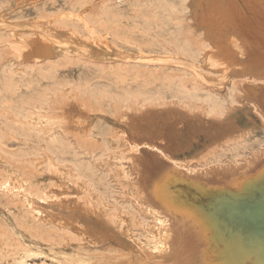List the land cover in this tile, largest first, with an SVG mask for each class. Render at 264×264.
<instances>
[{
  "label": "rangeland",
  "instance_id": "374dc122",
  "mask_svg": "<svg viewBox=\"0 0 264 264\" xmlns=\"http://www.w3.org/2000/svg\"><path fill=\"white\" fill-rule=\"evenodd\" d=\"M179 1H151L157 5L155 18L151 16L155 20L149 21L150 0H127L126 7L114 16L106 14V6L114 0H0V173L17 182L22 179V186L11 180L7 188L0 186V193L7 195L12 206L26 210L10 209L0 194L1 264H14L22 257L27 264H59L96 256L94 252L99 260L103 256L112 264L264 263V150L251 165L243 161L248 156L254 158L252 147H264V117L245 100L246 93H253L256 106L264 108V46L258 44H264V0H188L184 10L159 7ZM227 85L244 87L233 97L231 106L216 105L209 93L224 91ZM260 85L262 95H258ZM194 100L201 101L200 105ZM43 101H47L45 111L36 106ZM38 118L63 127L59 130L69 149L79 152L82 161L92 156L98 160L101 167L93 179L97 191L93 192L85 179L79 180V185L59 180L61 173L48 156L40 164L27 158L33 150L28 132L44 129ZM116 157L120 158L119 166L114 163ZM163 158L167 160L162 162ZM169 162L179 166L178 170L200 164L206 177L218 183L221 179L222 185L219 189L217 182H211L217 186L201 188L181 174L177 176L168 168ZM230 163L236 164L234 169L242 165L244 169H230ZM122 167L127 176L120 173ZM51 178L57 181L49 186ZM164 181L171 185H161L170 191L166 195L181 199L184 204L180 206L189 211L207 206L215 216L224 211L230 226L220 219L197 242L193 231L202 224L212 225L211 215L188 226L190 223L174 222L159 209L165 214L163 219L167 215L168 223L175 226L167 228L166 223L158 235V248L146 247L145 251L118 239L108 222L113 212L99 205L101 198L114 208L130 196L121 191L123 187L141 196L138 183L160 185ZM240 181L246 182V187ZM37 188L46 190L48 199L25 191L34 193ZM65 201L67 207L63 206ZM123 206L133 211V206ZM197 216L201 221L204 214ZM57 226L75 230L67 236L69 245L59 236ZM172 226L177 228L175 233ZM84 230L89 231L85 237L94 234L97 236L90 239L100 238V250L87 241L89 237L77 234ZM213 235L215 241H211ZM238 235L241 246H229ZM172 236L180 239L173 241Z\"/></svg>",
  "mask_w": 264,
  "mask_h": 264
},
{
  "label": "bare ground",
  "instance_id": "6f19581e",
  "mask_svg": "<svg viewBox=\"0 0 264 264\" xmlns=\"http://www.w3.org/2000/svg\"><path fill=\"white\" fill-rule=\"evenodd\" d=\"M127 0H114V2L113 3H111V4H108L107 6H106V14H111L112 16H114V15H117V14H119V13H121V11L120 10H118V9H120V8H124V7H126V4H125V2H126ZM151 1H156V0H150V2ZM134 2V1H133ZM189 1L188 0H180L177 4H171V5H159V7H161V8H168V9H176V10H184V9H186V8H188V5H189V3H188ZM230 3V2H229ZM3 5H4V3H3ZM12 5V4H11ZM155 5H157L156 4V2H155V4H154V2H151V5H150V11H152V13H151V15H150V17L152 16L153 18H155V14H156V12H155V10H154V6ZM226 5H227V3H226ZM258 7V6H257ZM9 9V8H8ZM112 9H115L116 10V12L115 13H112L113 11H112ZM229 9V8H228ZM114 10V11H115ZM6 12V11H5ZM30 12H31V10H30ZM169 12V11H168ZM103 13H105V12H103ZM158 13V12H157ZM31 15V14H30ZM34 15V14H33ZM231 15V14H230ZM134 16V15H133ZM150 18V20L149 21H152V20H155V19H153V18ZM137 18V17H136ZM138 19V18H137ZM233 20V19H232ZM239 20V19H238ZM237 20V21H238ZM242 20H244V19H242ZM241 20V21H242ZM140 21V20H139ZM138 21V22H139ZM237 21H236V23H237ZM103 22V21H102ZM240 22V21H239ZM247 22H248V20H247ZM256 22V21H255ZM243 23V22H242ZM246 22H244V24H245ZM249 24V23H248ZM256 24H257V22H256ZM102 25V24H101ZM141 25H142V22H141ZM239 25V24H238ZM145 27V26H144ZM261 27V26H260ZM147 28V27H146ZM244 28V27H243ZM217 30V29H216ZM241 30V29H240ZM245 31V30H244ZM250 31V30H249ZM246 34V33H245ZM117 37V36H116ZM232 37V36H231ZM247 37V36H246ZM251 37V36H250ZM256 37V36H255ZM255 39V38H254ZM257 39H258V37H257ZM160 40V39H159ZM250 40V39H249ZM260 42V41H259ZM166 43V42H165ZM239 43V42H238ZM241 43V42H240ZM239 43V44H240ZM246 43V42H245ZM243 44V43H242ZM242 44H240V45H242ZM259 45L261 44V45H263L264 46V44H262V42H260V43H258ZM182 46V45H181ZM242 48V47H241ZM54 50V49H53ZM47 50H46V48H44L43 49V52H46ZM259 54V53H258ZM257 54V55H258ZM56 56V55H55ZM255 56V55H254ZM56 57H59V55L58 56H56ZM60 57H61V55H60ZM258 57H259V55H258ZM257 57V59H259V58H262L261 56L258 58ZM255 58V57H254ZM263 60H262V62L264 63V57L262 58ZM260 62V61H259ZM251 63V62H250ZM252 64V63H251ZM255 65V64H254ZM81 66V65H80ZM264 66V65H263ZM256 67V66H255ZM259 67V66H258ZM40 70V69H39ZM18 71H20V70H18ZM5 73V72H4ZM17 73V72H16ZM22 73V72H21ZM25 73V72H24ZM25 75V74H24ZM19 76V75H18ZM70 76V75H69ZM7 78V77H6ZM11 82V81H10ZM233 83V82H232ZM251 83V82H250ZM237 84H239V83H237ZM248 84V83H247ZM235 85H236V83H235ZM253 85V84H252ZM8 86V85H7ZM25 86H26V84H25ZM237 86V85H236ZM243 87H244V85H242ZM255 86H257V85H255ZM255 86H254V89H255ZM261 86V85H260ZM238 87V86H237ZM242 87V88H243ZM21 88V87H20ZM242 88L240 87V85H239V88H235L233 85H227L226 86V89L224 90V91H217V90H212L211 91V93H209V96L214 100V102H215V104L216 105H221V106H231L232 105V103H233V101H232V99H233V97L236 95V94H238L239 92L241 93L242 92ZM258 88H260L259 89V92H261L260 90H261V88H262V86L261 87H258ZM9 89V88H8ZM217 89V88H216ZM262 89H264V87L262 88ZM211 90V89H210ZM257 90L258 89H256V92H257ZM25 91V90H24ZM246 91V90H245ZM251 91V90H250ZM262 93V92H261ZM243 94H244V91H243ZM245 95V94H244ZM260 95V94H259ZM246 99L245 100H248V101H246V103L248 102V103H250V105L251 106H253V107H251L252 109H254L255 111H257L262 117H264V108H262V107H260V109H259V106H256V97H255V95H253V93L251 94V93H246ZM244 96V97H245ZM236 97V96H235ZM169 98H172V97H170L169 96ZM238 98V97H237ZM264 99V98H263ZM14 100V99H13ZM178 100V99H177ZM244 100V101H245ZM238 101V100H237ZM241 101H243V99L241 100ZM210 102V101H209ZM239 102H240V100H239ZM46 103H47V101H43L42 103H40L39 105H36L38 108H41V109H43L44 111L47 109V107H46ZM194 103L195 104H198V105H200V103H201V101H198V100H194ZM247 103V104H248ZM34 104V103H33ZM242 104V103H241ZM211 105V104H210ZM242 105H245V104H242ZM258 105H259V103H258ZM234 106H236V108H238V106L237 105H234ZM262 106V105H261ZM233 107V106H232ZM231 107V108H232ZM258 107V108H257ZM240 108H242V107H240ZM239 109V108H238ZM234 110H235V108H234ZM233 110V111H234ZM253 110V111H254ZM229 111V110H228ZM14 112V111H13ZM239 112H241L240 110H239ZM243 112V111H242ZM227 113V112H226ZM225 113V114H226ZM237 114V113H236ZM110 115V114H109ZM239 115H240V113H239ZM111 116V115H110ZM238 116V115H237ZM236 116V117H237ZM241 116V115H240ZM243 116V115H242ZM31 118H32V116H31ZM30 118V119H31ZM33 119V118H32ZM222 119H223V117H222ZM225 119V118H224ZM223 119V120H224ZM38 120V121H37ZM36 121L40 124V122L41 123H44V129H34V128H31L30 129V132H28V136L30 137V141L32 142V144L31 145H33V150L31 151V152H29V153H27L26 154V156H27V158L33 163V164H40V161H42V159H44L45 158V156H48L52 161H53V164L58 168V170L60 171V173H61V177L59 178V180H61L62 179V181H65V182H67V183H69V184H72V185H74V184H77V185H79L80 184V181L79 180H81V179H85V181L87 182V184H88V186L92 189V191L93 192H95V191H97V188H96V185L97 184H95L93 181V179L95 178V176H97V173H98V171L100 170V167H101V164L98 162V160L94 157V156H92V157H90V158H88V159H86V160H84V161H82L78 156L80 155V153L79 152H74L73 150H71V149H69V145L67 144V139L64 137V135L61 133V128H63V127H61L60 125H56V126H53V125H51V124H48V119H44V120H42V119H40V118H38ZM220 120V119H219ZM21 121H22V119H21ZM29 121V120H28ZM214 121V120H213ZM30 122V121H29ZM215 122H217V120H215ZM246 122V121H245ZM36 125H37V123H36ZM41 125V124H40ZM32 126H34L33 124H32ZM59 126V127H58ZM244 126V125H243ZM246 126V125H245ZM26 127V126H25ZM91 128V127H90ZM250 128V127H249ZM10 129V128H9ZM60 129V130H59ZM42 130V131H41ZM91 130H92V128H91ZM244 131H245V129H244ZM264 132V131H263ZM5 133V132H4ZM246 133V132H245ZM9 134V133H8ZM264 134V133H263ZM22 136V135H21ZM246 136H249V134H247ZM10 137V136H9ZM19 137V136H18ZM21 138V137H20ZM8 139V138H7ZM22 139V138H21ZM239 139H242L243 140V138H240L239 137ZM26 140V139H25ZM6 141V140H5ZM240 141V140H239ZM262 142H264V137H263V139H262ZM253 143H255V145H256V142H253ZM176 144H179V143H176ZM243 144V143H242ZM1 146V145H0ZM261 146V145H260ZM2 147V146H1ZM245 147V146H244ZM19 148V147H18ZM246 148V147H245ZM20 149H23V148H20ZM28 149V148H27ZM138 149H140V148H138ZM238 149H239V147H238ZM248 150V149H247ZM252 150H253V156H254V158L252 159V156H248V157H246L243 161L246 163V162H248L249 164H248V166L249 165H251L252 163H254L255 162V160H256V156L257 155H260L259 153L261 152V151H263L264 150V147H259V148H254V147H252ZM13 151V150H12ZM138 151V150H137ZM3 153V152H2ZM5 153V152H4ZM84 153V152H83ZM226 153V152H225ZM228 153V152H227ZM67 154H70V155H72L71 156V159H67L66 158V155ZM263 153L261 152V155H262ZM236 155H240V152H237L236 153ZM243 156V155H242ZM70 157V156H69ZM210 157V156H209ZM208 158V157H207ZM27 159V160H28ZM240 159H241V157H240ZM26 160V159H25ZM119 160H120V158L119 157H116L115 159H114V163H115V165H118L119 166ZM167 159L165 158V160H164V158H163V160H162V162L163 161H166ZM208 160V159H207ZM135 161V160H134ZM242 161V162H243ZM7 162V161H6ZM29 162V161H28ZM133 162V161H132ZM159 162H161V161H159ZM168 162V161H167ZM172 162V161H171ZM232 162V161H231ZM236 163L237 162H240V161H235ZM5 163V162H4ZM48 163V162H47ZM170 163V162H169ZM42 164V163H41ZM136 164V163H135ZM164 164H166V163H164ZM243 164V163H242ZM112 165H114V164H112ZM166 165H169V164H166ZM170 165L172 166H168V168L170 167V169L172 168L173 169V171L174 172H177V176H178V173H179V175L181 174V176H182V178H185V179H188V180H191V182L193 183V182H195V184L197 185V186H199V187H201V188H209V186H212V183L211 182H217L218 183V181H214L215 179L214 178H210V177H206L205 175H207V174H205V171H206V169H204L202 166H200V164L199 165H192V167H191V165H190V167L189 166H187L186 167V169L185 170H178L177 168L179 167V166H175L173 163H170ZM177 165V164H176ZM236 164H233V165H231V163H230V166L231 167H229L230 169H232L233 168V170H236L237 168H240V167H235L236 169H234V166H235ZM163 165L161 164V167H162ZM165 166V165H164ZM175 166V167H174ZM183 166H184V164H183ZM243 167H244V165H242ZM256 166V165H255ZM64 167L65 168H68L67 169V172H65L63 169H64ZM112 167H114V166H112ZM181 167H182V165H181ZM243 167H241V168H243ZM3 168V167H2ZM123 168V167H122ZM121 168V170H120V173L122 174V175H126L127 176V173H126V171L124 170V168L122 169ZM175 168H176V170H175ZM183 168H185V167H183ZM195 168L197 169V170H195ZM240 168V169H241ZM255 167H253V169H254ZM27 169V168H26ZM35 169V168H34ZM140 169V168H139ZM159 169V168H158ZM162 169H163V167H162ZM244 169V168H243ZM242 169V170H243ZM252 169V170H253ZM38 170V169H37ZM141 170V169H140ZM154 170V169H153ZM151 171L152 172V174H153V172L154 171H156V170H154V171ZM160 170V169H159ZM237 170H239V169H237ZM6 171H7V169H6ZM24 171V170H23ZM115 171H116V169H115ZM142 171V170H141ZM158 171V170H157ZM168 172L170 171V170H167ZM173 171L170 173L171 174V177H172V173H173ZM254 171V170H253ZM252 171V172H253ZM140 172V171H139ZM166 172V170H164V172H163V174ZM166 173V175L167 174H169V173ZM235 172V171H234ZM241 172V171H240ZM21 173V172H20ZM27 173H28V171H27ZM36 173V172H35ZM39 173V172H38ZM41 173H43V172H41ZM141 173V172H140ZM144 172L142 171V173L141 174H143ZM158 173H159V175H161V173L158 171ZM158 173H157V176H158ZM208 173V172H207ZM47 174V173H46ZM117 174V173H116ZM146 174V173H145ZM148 174V173H147ZM151 174V173H150ZM155 174L156 173H154L153 175H154V177H156L155 176ZM174 174V173H173ZM176 174V173H175ZM31 175V174H30ZM35 175V174H34ZM110 175V174H109ZM149 175V174H148ZM223 175V174H222ZM141 176V175H140ZM147 176V175H146ZM168 176V175H167ZM167 176H165V177H167ZM175 176V175H174ZM173 176V177H174ZM177 176H175V177H177ZM184 176V177H183ZM248 177H249V175H247ZM21 177V176H20ZM37 177H38V175H37ZM43 177H45V175L43 176ZM42 177V178H43ZM141 177H143V176H141ZM165 177H164V179H165ZM225 177V176H224ZM243 177V176H242ZM246 177V176H245ZM25 178V177H24ZM31 178V177H30ZM29 178V179H30ZM34 178V177H33ZM40 178V177H39ZM45 178H47V177H45ZM44 178V179H45ZM137 178V177H136ZM146 178V177H145ZM168 178H170V175H169V177ZM240 178V177H239ZM238 178V179H239ZM225 179V178H224ZM237 179V180H238ZM244 180L245 179H247V178H243ZM11 180H12V182H14L16 185H18V186H22L19 182L22 180H20V178H18V181L19 182H17V181H15L13 178H11L10 176H8V175H5V174H1L0 173V186H3V185H5V187L7 188L8 186L6 185L8 182H11ZM34 180V179H33ZM42 180V179H41ZM141 180H142V178H141ZM221 180V179H220ZM220 180H219V183H220ZM222 180H223V178H222ZM240 180V179H239ZM242 180V179H241ZM57 180L55 179H52L51 178V180H49L48 182H47V185H51V184H53V183H55ZM146 181V180H145ZM149 181V180H148ZM230 181V180H229ZM235 181H236V179H235ZM28 182V181H27ZM40 182V181H39ZM98 182V181H97ZM143 182H144V180H143ZM223 182V181H222ZM226 182V181H225ZM231 182H234L233 180L231 181ZM241 182V181H240ZM251 182V181H250ZM35 183V182H34ZM43 183V182H42ZM145 183V182H144ZM144 183H138V185H139V193L138 194H140L141 196H137L136 194H132L131 193V188H129V187H123L122 189H121V191L123 192V193H125V192H127L130 196L129 197H127V198H124V200L121 202V203H116L115 204V207L114 208H111V204H110V202H108V201H106L104 198H101L102 200H100V202H99V205L101 206V207H103V208H105L106 210H108V211H111V212H113V214H111V216H110V219H108V222L110 223H108L109 225H112V227H113V232L115 233V235L117 236V238L118 239H120V240H123L125 243H127V244H136L139 248H143L144 250H145V248L147 247V248H158V245H160V238H159V234H161V233H163L164 232V226L166 225V223H167V225H166V227L167 228H169L171 225H173V224H171V223H168L169 221H167L166 220V218L168 217V216H170L172 219H173V221L175 222V221H178V223H180V224H184V222H187V223H190L188 226H192V225H198V224H200L201 222H203L205 219H206V215H211V216H209V217H212V221L214 222L212 225H210V226H207L206 224H202L201 226H200V228L199 227H197V228H199V229H197V232L196 231H193V232H195L194 234V240L195 241H197V242H199V237H203V236H206L207 235V230L209 231V229L211 228V226H213V228H214V226L215 225H217L218 224V222L217 221H219L220 219L222 220H224V221H226V222H228V220H229V216H228V214H226V212H224V211H222V212H220L219 214H218V216H215V215H213V213L212 214H210L209 213V211L207 210V206H205V208H203V209H201V208H196L195 207V209H194V211H189V210H187V209H185V208H183L182 206H180V205H182V204H184L182 201H181V199L180 200H175L174 198H173V196H171V198H170V196L169 195H166V190H165V187H161V185L162 184H164V186L165 185H169L170 183L169 182H167V184H165L166 183V181H164V183L163 182H161V184L160 185H158L157 183H152V184H144ZM218 183V184H219ZM224 183V182H223ZM236 183V182H235ZM237 183H239V182H237ZM245 183V187H246V182H244ZM243 182H241V184L243 185L244 184ZM248 184H249V182H247ZM209 184H211V185H209ZM226 184V183H225ZM228 184V186H229V182L227 183ZM226 184V185H227ZM231 184V183H230ZM8 185H10V184H8ZM76 185V186H77ZM86 185V184H85ZM145 185H146V187H145ZM214 185H216L217 186V184L215 183V184H213V186ZM221 185H222V183H221ZM220 184H219V187H217V188H219L220 189V186H221ZM225 185V188L227 187ZM163 186V185H162ZM171 185H169V187H170ZM212 186V187H213ZM216 186H215V188H216ZM231 186V185H230ZM237 187H238V184L236 185ZM236 186H234V189H235V187ZM25 187V186H24ZM38 187V186H37ZM40 187V186H39ZM169 187H168V189H169ZM3 188H4V186L2 187V190H3ZM86 188L88 189V187H87V185H86ZM216 188V189H217ZM223 188H224V186H223ZM223 188H222V190H223ZM228 188H230V187H228ZM231 188H233V184H232V187ZM240 185H239V189L238 190H240ZM242 188H243V186H242ZM12 189V188H11ZM20 189H21V187H20ZM19 189V190H20ZM166 189H167V187H166ZM210 189V188H209ZM14 190V189H13ZM17 190V189H16ZM32 190V189H31ZM34 190V189H33ZM53 190H55V189H53ZM206 190H208V189H206ZM214 190V189H213ZM218 190V189H217ZM221 190V191H222ZM229 190H231V189H229ZM237 190V191H238ZM15 191V190H14ZM13 191V192H14ZM28 194H30V195H33V194H35V196L38 198V199H45L47 196H48V193L46 192V190H44L43 188H37L36 190H35V192L34 193H32V191H30V190H25ZM220 191V190H219ZM225 192L227 191V190H224ZM223 191V192H224ZM233 191V190H232ZM234 191H236V190H234ZM236 191V192H237ZM262 191V190H261ZM261 191H260V193H261ZM6 192V191H5ZM8 192V191H7ZM9 192H10V190H9ZM12 192V191H11ZM10 192V193H11ZM12 192V193H13ZM20 192H21V190H20ZM58 193H61V192H59V191H57ZM57 192H56V194H57ZM141 192V193H140ZM170 191H168L167 192V194L169 193ZM236 192H231V193H235L236 194ZM244 192V191H243ZM18 193H19V191H18ZM52 193H53V191H52ZM173 193V192H172ZM242 193V192H241ZM0 194H2V193H0ZM15 194V193H14ZM16 194H17V191H16ZM224 194H228V192H226V193H224ZM239 194H240V191H239ZM238 194V195H239ZM243 194V193H242ZM3 195V197L5 198L7 195H5V194H2ZM10 195V194H9ZM22 195V194H21ZM25 195V194H24ZM59 195V194H58ZM229 195V194H228ZM231 195V194H230ZM27 196V195H26ZM60 196V195H59ZM235 196V195H234ZM34 197V196H33ZM62 197V196H61ZM92 197H96L95 195L94 196H92ZM254 197V196H253ZM178 198V197H177ZM47 199H48V197H47ZM66 199V198H65ZM122 199V198H121ZM46 200V199H45ZM62 200H63V198H62ZM27 201V200H26ZM69 201V200H68ZM5 202H6V204H7V206L11 209V208H15V209H17V210H19V211H24V212H26V210L23 208V207H16V206H12L11 204H10V202L5 198ZM66 202L67 201H65L64 202V204H63V206L65 207H67V205H65L66 204ZM4 203V202H3ZM2 203V204H3ZM124 204H127V205H129L130 207H132L133 206V211L132 212H130V211H128L127 210V208H125L123 205ZM94 207V206H93ZM68 208H69V206H68ZM95 208V207H94ZM7 209V208H6ZM30 209H31V207H30ZM67 209V208H66ZM112 209V210H111ZM159 209H162L163 211H164V213L165 214H167L166 216H165V220L163 219V215H165L164 213H163V215L161 214V212H160V210ZM13 210V209H12ZM37 211H39V210H37ZM236 212V211H235ZM102 213V212H101ZM25 214V213H24ZM27 214V213H26ZM36 214V213H35ZM37 214H38V212H37ZM198 214H204V217H203V219L201 220V221H199L198 219H197V217H200V216H197ZM1 215H4L3 213L1 214ZM9 215V214H8ZM45 215V214H44ZM162 215V216H161ZM177 215V216H176ZM215 216V217H213V216ZM41 216H42V214H41ZM51 216V215H50ZM2 217V216H1ZM8 217V216H7ZM32 217V216H31ZM46 217V216H45ZM52 217H54V219L55 218H59V216L58 217H55V216H52ZM102 217V216H101ZM107 217V216H106ZM42 218V217H41ZM61 218V217H60ZM171 218H168L169 220H172ZM218 218V219H217ZM3 219V218H2ZM6 219V218H5ZM4 220V219H3ZM12 220V219H11ZM67 220V219H66ZM98 220V219H97ZM222 220V221H223ZM55 221V220H54ZM70 221V220H69ZM99 221V220H98ZM221 221V222H222ZM6 222V221H5ZM56 222V221H55ZM72 222H74V220L72 221ZM31 223V222H30ZM177 222H176V224H178ZM13 224V223H12ZM19 224H20V222H19ZM63 224V223H62ZM75 224H77L76 223V221H75ZM180 224H178V226H180ZM223 224H225V222H223ZM230 221L227 223V226L229 227L230 225ZM78 225H79V223H78ZM233 225V224H232ZM80 226H82V225H80ZM173 226H175V224L173 225ZM172 226V227H173ZM185 226L187 227V225L185 224ZM221 226V225H220ZM224 226V225H223ZM58 227V226H57ZM177 227V226H176ZM74 228V227H73ZM81 228V227H80ZM84 228V227H83ZM185 228V227H184ZM189 228H191V230H192V227H189ZM195 228V227H194ZM174 229H177V228H172V230H174ZM179 229L180 230H182L180 227H179ZM212 229V228H211ZM34 230H36V229H34ZM57 230L58 231H60L61 233H60V235L59 236H61V238L62 239H64L65 241H67V244H68V239H67V236L68 235H73L72 233H73V231H75V230H71V228H69V227H64V226H61V227H58L57 228ZM180 230H178V232L180 231ZM190 230V231H191ZM231 230V229H230ZM239 230V229H238ZM238 230H237V233H238ZM184 231H188V230H184ZM190 231H188V233H190ZM213 231H214V229H213ZM212 231V232H213ZM229 231V230H228ZM241 231V230H240ZM49 232H51V231H49ZM91 232V231H90ZM174 233H175V230L173 231ZM177 232V231H176ZM178 232L176 233V234H178ZM38 233H40V232H38ZM93 233V232H92ZM180 233H182V232H180ZM236 233V234H237ZM77 234L78 235H80V236H83V239H85V238H87L88 239V237H89V239L87 240V241H90L89 243H92L93 245H96V249L97 250H100L101 249V247H97V243H99V239L100 238H92V239H90L91 237H92V235L93 236H97V235H94V234H92V235H87L88 237H85V234H89V231L88 230H84L83 232L81 231V233L80 232H77ZM91 234V233H90ZM175 234V235H176ZM187 234V233H186ZM234 234V233H233ZM232 234V235H233ZM239 234H241V233H239ZM42 235V234H41ZM191 235H193V234H191ZM246 235H248V234H246ZM252 235V234H251ZM45 236V235H44ZM178 236V235H177ZM177 236H175L176 238H174L173 236H172V240L174 241V239L176 240V239H180V238H177ZM180 236H182L181 234H180ZM230 236H231V234H230ZM237 236V235H236ZM245 236V235H244ZM244 236H242V237H244ZM46 237V236H45ZM79 237V236H78ZM85 237V238H84ZM188 237H189V239L191 240L192 239V237L190 238V234L188 235ZM216 237V236H215ZM231 237H234V235L233 236H231ZM255 237H257V236H255ZM9 238V237H8ZM69 238H71V237H69ZM72 238H74V237H72ZM82 238V237H81ZM185 238V237H184ZM213 239H211V241L212 240H214V235H213V237H212ZM252 238V237H251ZM250 238V239H251ZM47 239V238H46ZM82 239V240H83ZM219 239H222V238H219ZM245 239V238H244ZM32 240V239H31ZM31 240H29V241H31ZM34 240V239H33ZM80 240V239H79ZM172 240H170L169 241V243H171V241ZM182 240V239H181ZM189 240V241H190ZM61 241V240H60ZM71 241V240H70ZM84 241V240H83ZM86 241V242H87ZM172 241V242H173ZM177 241V240H176ZM175 241V243H177ZM179 241V240H178ZM192 241V240H191ZM190 241V242H191ZM215 241V240H214ZM221 240H219V242H220ZM224 241V240H223ZM230 241V240H229ZM240 241H241V239H240V237H239V235H238V237H236V238H234L233 240H232V242L229 244V246H231V247H236V246H241V244L239 245V243H240ZM255 241V240H254ZM258 241V240H257ZM34 242H35V240H34ZM73 242V241H72ZM86 242H85V244H86ZM253 242V241H252ZM32 243V242H31ZM50 243V242H49ZM48 243V244H49ZM61 243V242H60ZM65 243V242H64ZM80 243H82V242H80ZM207 243V242H206ZM256 243H258V242H256ZM62 244V243H61ZM66 244V245H67ZM75 244V243H74ZM83 244V243H82ZM88 244V243H87ZM86 244V245H87ZM225 244V243H224ZM228 244V243H227ZM251 244V243H250ZM255 244V243H254ZM54 245V244H53ZM69 245V244H68ZM89 246H90V244H88ZM99 245V244H98ZM162 245V244H161ZM171 245H173V243L171 244ZM170 245V246H171ZM35 246H37V245H35ZM52 246V245H51ZM71 246V245H70ZM70 246H68V248L70 247ZM80 246V245H79ZM176 246V245H175ZM250 246V245H249ZM251 246H252V244H251ZM49 247V246H48ZM61 247H62V245H61ZM64 247V246H63ZM130 247V246H129ZM173 247V246H172ZM199 247H201V246H199ZM255 247V246H254ZM31 248V247H30ZM29 248V249H30ZM60 248V247H59ZM170 248V247H169ZM64 249H66V248H64ZM57 250V249H56ZM148 250V249H147ZM259 250V249H258ZM31 251V250H30ZM29 251V252H30ZM52 251V250H51ZM60 251V250H59ZM59 251H57V252H59ZM69 251H70V248H69ZM75 251V250H74ZM146 251V250H145ZM154 251V250H153ZM241 252L243 251V249L242 250H240ZM239 251V252H240ZM261 251V250H260ZM27 253H28V251H26ZM25 252V253H26ZM37 251H35V252H32V254L33 253H36ZM42 252V251H41ZM156 252V251H155ZM154 252V253H155ZM158 252V251H157ZM170 252V251H169ZM244 252H246V251H244ZM24 253V252H23ZM31 253V252H30ZM68 253V252H67ZM88 254H90L91 255V253H89V252H87ZM95 254H96V256H89V255H85L84 257H82V259H76V260H74V261H58V262H60L59 264H112L111 263V259H106V258H104L103 256H101V260H99L98 258H97V254L98 253H96V252H94ZM152 253V252H151ZM40 254H43V253H40ZM63 254V253H62ZM85 254V253H84ZM153 254V253H152ZM29 255V254H28ZM44 256H45V253L43 254ZM83 255V254H82ZM49 257V256H48ZM66 257V256H65ZM248 258L250 257L249 255L247 256ZM69 258V257H68ZM13 259V258H12ZM52 259V258H51ZM54 259V258H53ZM61 259V258H60ZM58 260V259H57ZM262 260H264V259H262ZM55 261V260H54ZM260 261V260H259ZM1 262V261H0ZM262 262V261H261ZM42 263H44V262H42ZM263 263V262H262ZM1 264V263H0ZM14 264H27V262H26V260H25V257H22V258H19V259H16L15 260V262H14ZM44 264H46V263H44ZM258 264V263H257ZM264 264V263H263Z\"/></svg>",
  "mask_w": 264,
  "mask_h": 264
},
{
  "label": "crops",
  "instance_id": "0c3cea01",
  "mask_svg": "<svg viewBox=\"0 0 264 264\" xmlns=\"http://www.w3.org/2000/svg\"><path fill=\"white\" fill-rule=\"evenodd\" d=\"M259 94H261V92H258V95H259ZM261 95H262V94H261ZM262 193H264V192H262Z\"/></svg>",
  "mask_w": 264,
  "mask_h": 264
}]
</instances>
